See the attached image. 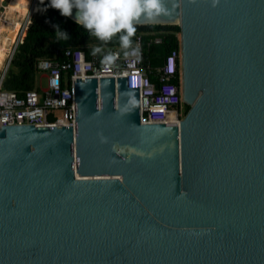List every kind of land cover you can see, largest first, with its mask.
<instances>
[{
	"label": "water",
	"instance_id": "1",
	"mask_svg": "<svg viewBox=\"0 0 264 264\" xmlns=\"http://www.w3.org/2000/svg\"><path fill=\"white\" fill-rule=\"evenodd\" d=\"M166 4L136 25L179 26L180 125L122 77L74 80L75 126L1 125L0 264H264V0Z\"/></svg>",
	"mask_w": 264,
	"mask_h": 264
},
{
	"label": "built area",
	"instance_id": "2",
	"mask_svg": "<svg viewBox=\"0 0 264 264\" xmlns=\"http://www.w3.org/2000/svg\"><path fill=\"white\" fill-rule=\"evenodd\" d=\"M37 1H31L30 9H27L21 22L12 24H18L14 38L11 41L6 38L7 42H11V49L3 50V55L5 52L7 56L0 75V126H75L74 80L106 77L138 78L141 123L180 125L183 117L181 106L185 103L181 88L174 81L180 72V44L171 48L157 65L144 62L147 49L163 42L162 32L140 34L131 48L112 49L107 59L95 55L88 60L79 47L60 49L54 52L53 57L41 58L36 62L37 73L45 79L44 89L38 85L23 95L5 90L4 78L24 38L31 15L37 10ZM5 8L6 4L0 0V14ZM2 18L0 15V26L7 23ZM59 54L61 61L56 59ZM153 77L155 81H152Z\"/></svg>",
	"mask_w": 264,
	"mask_h": 264
},
{
	"label": "trees",
	"instance_id": "3",
	"mask_svg": "<svg viewBox=\"0 0 264 264\" xmlns=\"http://www.w3.org/2000/svg\"><path fill=\"white\" fill-rule=\"evenodd\" d=\"M17 10L22 13L25 7L21 3L16 5L12 12V17L13 13ZM13 23L11 20L7 22L0 38L1 59L4 56L3 50L6 49V38L8 40L14 38L17 33L18 24L12 26ZM57 27L61 32L67 34V39L59 35L56 31ZM135 27L136 32L131 38V45L140 34L164 33L163 42L160 45H155L148 49L145 48L147 49L146 57L144 58L145 63L150 62L153 65H157L161 58L168 54L171 48L177 47L179 44V39L176 36L180 33L178 25H136ZM72 47L81 48L86 53L88 60L92 59L95 55L106 58L112 49H124L121 46L119 35L107 43H102L92 37L81 26H78L74 20L61 16L58 10L51 8L49 0H38L37 11L30 18L24 38L18 46L10 68L4 78L3 88L18 95H23L24 92L35 89L38 75L35 68L37 60L51 58L55 51ZM96 47H100L102 51L94 55L93 49ZM56 59L58 61L62 60L60 54L56 56ZM152 81H155L154 77ZM174 81L180 86V72L177 73ZM184 106L188 109L186 104Z\"/></svg>",
	"mask_w": 264,
	"mask_h": 264
},
{
	"label": "clouds",
	"instance_id": "4",
	"mask_svg": "<svg viewBox=\"0 0 264 264\" xmlns=\"http://www.w3.org/2000/svg\"><path fill=\"white\" fill-rule=\"evenodd\" d=\"M49 4L63 17H70L75 9L78 26L102 43L119 35L124 48H131L135 25L141 20L151 21L170 14L166 0H49ZM56 31L63 38H68L58 27ZM101 51L100 47H96L93 54Z\"/></svg>",
	"mask_w": 264,
	"mask_h": 264
},
{
	"label": "rangeland",
	"instance_id": "5",
	"mask_svg": "<svg viewBox=\"0 0 264 264\" xmlns=\"http://www.w3.org/2000/svg\"><path fill=\"white\" fill-rule=\"evenodd\" d=\"M32 1V0H31ZM31 1H30V4L28 5V11H29V9H30V6H31ZM8 2V1H7ZM9 3V2H8ZM21 2H20V0H14V5H13V8H12V10H11V13H10V17H9V19H8V21L7 22H9L10 20H11V17H12V12H13V10L15 9V6L16 5H19ZM27 11V12H28ZM37 11V10H36ZM35 11V12H36ZM35 12L31 15V17L33 16V15H35ZM2 14V13H1ZM23 15V14H22ZM21 18V15L19 16V19ZM24 18V17H23ZM23 18H21V20H23ZM19 22H21V21H19ZM18 23V22H17ZM7 24V23H6ZM5 27V26H4ZM179 36V35H178ZM8 37V36H7ZM10 41L12 40V38H10L9 39ZM10 41H8L7 42V44L5 45V47H6V50H8V49H11V42ZM1 44H2V42H1ZM6 56H7V53H5L4 52V57L1 59V63H0V75H1V73H2V70H3V66H4V61H5V59H6ZM40 76L41 75H37V83H36V87L38 86V85H40L41 86V88L42 89H44L45 88V79L44 78H42L41 77V79H40ZM187 111V109H186V107L185 106H181V112H182V115L184 116V114H185V112Z\"/></svg>",
	"mask_w": 264,
	"mask_h": 264
},
{
	"label": "crops",
	"instance_id": "6",
	"mask_svg": "<svg viewBox=\"0 0 264 264\" xmlns=\"http://www.w3.org/2000/svg\"><path fill=\"white\" fill-rule=\"evenodd\" d=\"M4 1V3L6 4V6H7V4H8V0H3ZM30 1L31 0H20V2H21V4L25 7V10H24V12H19V10H17L16 12H14L13 13V17H12V19H11V21L12 22H15V21H17V22H19L20 20H21V18L24 16V14H25V12L27 11V7H28V5L30 4ZM23 14V15H22ZM1 15V14H0ZM21 15V18L19 19V16ZM41 77L42 76H40V79H41ZM36 83H37V81H36Z\"/></svg>",
	"mask_w": 264,
	"mask_h": 264
},
{
	"label": "bare ground",
	"instance_id": "7",
	"mask_svg": "<svg viewBox=\"0 0 264 264\" xmlns=\"http://www.w3.org/2000/svg\"><path fill=\"white\" fill-rule=\"evenodd\" d=\"M8 2L9 3L7 4L5 10L1 14L4 17L2 19L6 22L8 21V19L10 17V13H11V10H12L13 5H14V0H8ZM5 25H6V23L4 25L0 26V38H1V35H2L3 30H4Z\"/></svg>",
	"mask_w": 264,
	"mask_h": 264
}]
</instances>
